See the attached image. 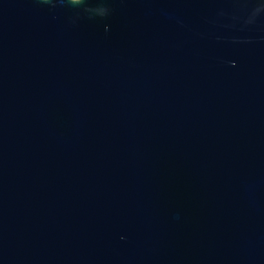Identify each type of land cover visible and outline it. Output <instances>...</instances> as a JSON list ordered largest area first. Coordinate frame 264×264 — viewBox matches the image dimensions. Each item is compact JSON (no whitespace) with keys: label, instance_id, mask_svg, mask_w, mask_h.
<instances>
[{"label":"water","instance_id":"95a60500","mask_svg":"<svg viewBox=\"0 0 264 264\" xmlns=\"http://www.w3.org/2000/svg\"><path fill=\"white\" fill-rule=\"evenodd\" d=\"M0 264H264V0H0Z\"/></svg>","mask_w":264,"mask_h":264}]
</instances>
